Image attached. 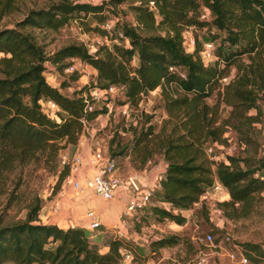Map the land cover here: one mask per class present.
<instances>
[{"label":"trees","instance_id":"trees-1","mask_svg":"<svg viewBox=\"0 0 264 264\" xmlns=\"http://www.w3.org/2000/svg\"><path fill=\"white\" fill-rule=\"evenodd\" d=\"M17 1L0 0V17ZM122 1L52 0L30 9L14 26L0 28V177L40 153L58 154L59 160L64 145L60 140L78 142L83 119L91 121L107 112L106 106L87 108L83 93L89 87L123 85V103L135 104L141 94L162 87L164 108L168 119L174 121V135L163 136L158 142L166 162L160 200L169 208L153 205L152 212L183 223L185 216L180 210L201 203V195L217 180L229 194L228 199L218 201L219 208L230 217L246 214L264 189V156L257 157L254 164L248 155L209 159L206 143L215 141L219 127L213 124L217 107L209 105L206 98L234 64L235 75L224 83L221 100L231 107L229 117L243 118L241 123L256 118L246 112L260 109L258 93L264 88V0H153L155 7L150 0H136L130 4L136 21L119 23L118 19L112 28L113 34L122 30L128 43H94L93 52L84 43L70 42L49 53L30 30L24 29L29 25L56 30L75 20L87 31L105 34L101 24L113 18L108 13ZM205 9L210 15L207 20L201 18ZM184 25H208L216 36L223 33L213 62L205 64L196 47L184 49ZM242 55L250 61H242ZM134 56L138 63L132 62ZM74 57L93 66L97 74L89 84L65 94L61 91L64 82L52 84L48 80L47 64L63 71ZM171 66L179 67L185 76ZM47 99L58 106L55 117L42 106ZM151 130L149 126L148 133ZM59 165L62 179L68 169L60 161ZM39 208L40 204H34L23 220L4 223L0 218V264H121L120 248L130 250L123 238L117 237L103 252L84 227L38 221ZM174 241L162 237L157 244ZM246 245L249 248L243 246L244 250L253 259L264 255L261 245ZM250 250L255 254H249Z\"/></svg>","mask_w":264,"mask_h":264},{"label":"rangeland","instance_id":"rangeland-1","mask_svg":"<svg viewBox=\"0 0 264 264\" xmlns=\"http://www.w3.org/2000/svg\"><path fill=\"white\" fill-rule=\"evenodd\" d=\"M50 1L52 0H18L11 11L0 17V28L14 26L30 9L45 6ZM84 1L96 3L102 0ZM135 1L123 0L108 13V17H113V20L119 19V23L132 24L136 20L130 4L136 3ZM209 17L210 15L201 16L205 20ZM159 18L157 14L156 21ZM24 29L30 30L49 53L70 42L84 43L93 52L96 49L94 43L100 35L98 32L85 30L75 20H69L63 27L56 30L29 25ZM160 31L164 32V29L160 27ZM181 33L184 49L192 51L196 47L200 57H202L200 49L204 41L214 38L215 46H217L221 43L223 34L220 32L216 36L215 29L208 25H184ZM192 40H194L193 44ZM0 55H2L1 52ZM241 58L242 61H250L246 55H242ZM69 61L76 65V69L72 72L61 71L57 65L49 63L46 72L52 84L64 82L65 85L62 86L61 91L65 94H71L76 88L89 84L97 74L93 66L79 58L74 57ZM132 62L138 63L137 56H134ZM210 62H213V59ZM229 68L228 74L220 79L219 85L206 98L209 105L217 107L213 124L219 127V132L215 141L209 140L206 143V147H211V151H205V154L209 159H212L213 154L217 159L225 158L227 154L248 155L251 158L250 162L254 164L257 157L264 156V88L258 93L260 109L251 108L246 112L249 116H256L252 122L242 121L241 123L240 120L243 118L229 117L231 107L221 100L224 83L228 82L236 72L234 64H231ZM123 100L124 96L119 91L103 94L100 99L94 101L96 107L106 106L107 112H102L88 121L79 140L85 139L90 150L100 151L104 155L113 157L116 161L117 174L123 177L138 176L141 181L149 180L147 185L152 188V193L144 210L136 216L127 217L124 226L120 220L118 221V217L115 220L107 216L98 228L90 230L85 227L91 241L104 252L108 249L109 242L119 237L117 227L121 226L123 233L120 237L128 244L127 248L131 253V258L121 264H197L199 245L195 241V236L205 232H211L215 242L220 245L219 248L212 250L205 247L207 264H232L226 255L230 249V243L224 240L226 234L231 235L235 242L243 244L246 249L249 248L246 243L251 242L261 245L264 251V189L257 194L248 212L237 217L228 216L217 205L218 201L229 198L225 188L211 189L206 197L201 198V203H194L189 208L180 210L185 216L183 223H178L169 217H160L152 212L153 205L169 208L167 203L160 200V187L155 184L158 175L164 173L166 167V162L162 158L163 148L158 142L163 136L174 135L171 131L174 121L168 119L164 108L162 87L141 94L136 104L123 103ZM42 106L50 116H56L55 108L45 102H42ZM149 126L152 127L150 133H148ZM59 142L64 144L59 150L60 153L78 151L75 146L78 142L75 144L64 143V140ZM231 144L235 145L236 149L230 150ZM144 157L147 158L144 159ZM60 171L58 154L51 155L44 152L29 162L16 165L4 173L0 177L1 220L4 223L23 220L36 203L40 204L37 220H50L49 204L52 200L60 196L62 190L67 191V198L72 196L68 184L64 182V178H60ZM86 193L91 192H84L80 197ZM100 199L107 208L112 203L120 202L118 213L124 205V200ZM177 211L179 210L174 209L173 212ZM162 237L175 238V241L160 246L157 241ZM246 254L248 255V252ZM249 254H255V251L250 250ZM248 261V264H264V255H255L254 259L248 255ZM1 264H14V262L5 261Z\"/></svg>","mask_w":264,"mask_h":264},{"label":"built area","instance_id":"built-area-1","mask_svg":"<svg viewBox=\"0 0 264 264\" xmlns=\"http://www.w3.org/2000/svg\"><path fill=\"white\" fill-rule=\"evenodd\" d=\"M150 5L155 7L154 1H149ZM209 15L208 10H204L201 14L202 17ZM117 20V18H116ZM113 18L105 20L101 26L106 30L105 34L98 35L96 45H110L111 42L114 43H128V37L125 36L122 30H118L116 34H113L112 28L114 21ZM194 43V40L191 41ZM95 47V45L93 46ZM95 49V48H94ZM201 59L205 64L209 63L210 60L216 58L215 54V42L212 40H206L200 49ZM206 61V62H205ZM76 69L74 62H70L65 68V72H72ZM170 69L177 70L181 76H185V73L179 68L171 66ZM123 85L109 84L105 87L92 86L88 90L84 91V99L87 102V108L91 109L94 105V101L100 99L103 94H113L117 92H122ZM150 91V90H149ZM50 107L58 109L55 102L50 99L45 101ZM88 121L83 119V124ZM83 131V130H82ZM235 145H230V150L234 149ZM206 151H211V147L206 148ZM213 159H217L216 156L212 155ZM59 161L62 166L67 167L68 172L64 177V182L68 184L71 189L72 197L81 196L84 192L90 191L94 195L104 199L112 200L117 196L125 195V201L123 208L121 209L118 221H121L122 226L126 223L127 217L136 216L140 211L144 210L147 205V201L152 193V188L149 185H143L139 188L133 181L134 176L123 177L115 172L116 161L113 157L108 154H102L100 151L90 150L88 154H84L81 151H75L72 153L61 152L59 154ZM165 171V170H164ZM162 174L158 175L157 183L155 185L160 186V179ZM143 182V181H142ZM212 189H224V186L219 181H214L212 184ZM209 191L204 192L201 195L206 197ZM64 198H67V191L62 190L60 196L56 197L49 204V212L52 219L57 224L59 221L62 222L60 216L64 213ZM85 226L87 229L93 230L98 228L103 224L97 210L93 207L86 208L84 215ZM61 225V224H59ZM67 226H77L75 222H67ZM64 226V225H62ZM118 233L121 235L123 229L121 226L117 227ZM119 235V237H120ZM224 240L230 243V249L226 252L229 261L232 264H248V255L244 250L242 244L235 242L231 235L226 234ZM195 241L199 245L197 250V264H207V251L206 248L217 249L219 248L218 242H215L213 234L211 232H205L198 236H195ZM122 263H126L131 258V253L128 249H122Z\"/></svg>","mask_w":264,"mask_h":264},{"label":"crops","instance_id":"crops-1","mask_svg":"<svg viewBox=\"0 0 264 264\" xmlns=\"http://www.w3.org/2000/svg\"><path fill=\"white\" fill-rule=\"evenodd\" d=\"M76 149L78 151H81L84 154H88L90 151V147L85 139L80 138L79 142L75 145ZM152 181V180H151ZM144 185L149 184V180L143 181ZM125 195L122 194L121 196H117L116 198L112 200H118V201H125ZM123 201V202H124ZM120 202H115L110 205L109 208H107V205L101 201L100 197L93 195L91 193H86V195L80 197H72L70 196L67 199H64V206L66 209H64V213L60 216L62 219V222L59 221V224L67 226V222H75L78 224L77 226L84 227L85 226V219L82 217L84 215V212L86 208L93 207L97 210L101 220L103 221L105 218L107 219V216L111 217V219H115L118 217L120 210L119 207ZM119 208V209H118ZM54 219L50 218V220H42L41 222H52ZM85 228V227H84Z\"/></svg>","mask_w":264,"mask_h":264},{"label":"water","instance_id":"water-1","mask_svg":"<svg viewBox=\"0 0 264 264\" xmlns=\"http://www.w3.org/2000/svg\"><path fill=\"white\" fill-rule=\"evenodd\" d=\"M133 181L135 182V184L139 187V188H142L144 183L139 179L138 176H134L133 177Z\"/></svg>","mask_w":264,"mask_h":264}]
</instances>
